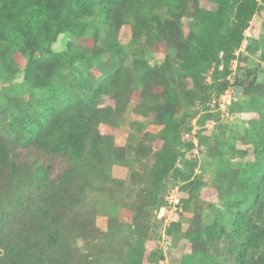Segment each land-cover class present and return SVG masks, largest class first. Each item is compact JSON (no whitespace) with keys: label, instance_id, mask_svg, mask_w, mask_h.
Instances as JSON below:
<instances>
[{"label":"rangeland","instance_id":"obj_1","mask_svg":"<svg viewBox=\"0 0 264 264\" xmlns=\"http://www.w3.org/2000/svg\"><path fill=\"white\" fill-rule=\"evenodd\" d=\"M167 2L121 0L108 12L104 24L102 15L90 17L59 35L50 49L54 53L76 48L96 50L103 62L114 59L132 70L137 69L134 64L138 62L143 68L163 72L166 66L184 60V53L194 42L192 37L202 13L220 6L219 0H179L172 6ZM259 4H263L262 0ZM235 12L236 5L228 10L230 20H234ZM262 40L264 8L258 10L244 32L226 78L221 73L225 67L221 52V64L217 70L213 66L202 76L198 88L191 78L184 80L185 90H193L195 95L183 96V88L176 87L180 97L174 101L171 109L174 120L170 123L162 121L160 111L161 104L166 102L164 81L153 88L150 100L153 106L148 110L138 107L140 113L135 110L141 94L132 87L127 92L124 112L110 95L91 100L95 112L102 113L111 107L113 114H117L99 122L97 130L115 149L121 150L123 160L117 161L104 176L95 167L90 171L84 170V166L77 168L75 180L81 187L76 195L77 205L67 211L68 217L64 219L65 230L71 224L76 229L75 239L68 249L59 251H50L44 245L54 262L238 264L237 248L242 241L236 235L212 240L207 246L201 241H191L186 235L199 232L215 221L230 231L235 216L230 199L234 190L251 175L250 167L259 162L251 142L264 113ZM9 68L14 72L13 77L0 78V134L6 135L11 130L12 116L3 113L7 99L26 96L29 105L40 109L36 95H41L35 84L25 79L26 59L21 54L12 58ZM65 68L66 75L70 71L76 74L73 78L77 90L71 96L85 100L98 88L101 72L95 65L76 61ZM216 71L220 72L217 78ZM224 80L228 81L234 98L226 110L221 108L222 96L229 90L221 92L220 84ZM155 104L160 106L154 109ZM176 127H180L179 143L172 146L170 140ZM61 167L58 165L54 170L55 176L62 171ZM252 211V224L258 227L262 242L255 245L248 264H264V207L262 211Z\"/></svg>","mask_w":264,"mask_h":264},{"label":"trees","instance_id":"obj_2","mask_svg":"<svg viewBox=\"0 0 264 264\" xmlns=\"http://www.w3.org/2000/svg\"><path fill=\"white\" fill-rule=\"evenodd\" d=\"M120 1L0 0V78L3 75L13 77L10 61L16 54H21L26 59L25 79L35 84L41 93L36 95L40 109L29 105L26 96L22 95L9 97L8 106L4 107L3 113L12 116L10 132L0 134V264H57L43 247L47 245L50 251L64 250L75 239L76 229L71 224L65 230L64 219L68 217L67 211L77 205L76 195L81 189L75 180L77 168L84 166V170L90 171L95 167V171L100 170L104 176L117 161L123 160L121 150L115 149L97 130L99 122L117 114H113L111 107L102 113L95 112L91 100L110 95L124 112L129 97L127 92L132 87L141 94L135 110L140 113L138 107L148 110L153 106L150 102L153 88L164 81L166 102L161 104L160 111L162 121L170 123L174 120L171 113L174 101L180 97L176 87L183 88V96L195 95L193 90H185L184 80L191 78L198 88L202 76L213 66L217 70L221 64V52L225 66L221 73L226 78L230 73L229 64L243 42L244 32L258 10L264 8V0L262 5L259 0H232L231 5V0H219L217 10L203 12L200 16L198 30L192 37L194 42L184 53V60L166 66L163 72L143 68L142 63L136 62L134 66L140 71L136 76V70L114 59L103 62L101 53L96 50L51 51L50 47L59 35L88 18L100 14L104 24L108 12ZM159 1L161 4L168 1L172 6L179 0ZM235 5V18L230 20L228 10ZM261 46L264 58V40ZM111 53L115 54L112 50ZM76 61L95 65L101 72L98 88L85 100L71 96L77 90L73 78L76 74L71 71L65 74V65H74ZM219 74L216 71L214 77ZM220 85L221 92L230 86L227 80ZM159 106L155 104L154 109ZM156 115L154 113V117ZM261 117L251 142L259 162L250 167L251 175L232 194L229 205L234 207L235 216L231 230L215 221L199 232L186 235L193 242L201 241L203 246L212 240L236 235L242 241L237 248L238 264H248L255 245L262 242L250 214L252 210L262 211L264 207L263 112ZM179 129L176 127L170 140L172 146L178 142ZM198 138L203 145L200 133ZM58 165L62 166V171L55 176ZM203 254L208 255L205 250Z\"/></svg>","mask_w":264,"mask_h":264},{"label":"built area","instance_id":"obj_3","mask_svg":"<svg viewBox=\"0 0 264 264\" xmlns=\"http://www.w3.org/2000/svg\"><path fill=\"white\" fill-rule=\"evenodd\" d=\"M231 90L229 89L228 90V93L226 92L223 96H222V102H221V108L223 110H226L227 109V106H230L231 104V101L234 99L233 96H232V92Z\"/></svg>","mask_w":264,"mask_h":264}]
</instances>
